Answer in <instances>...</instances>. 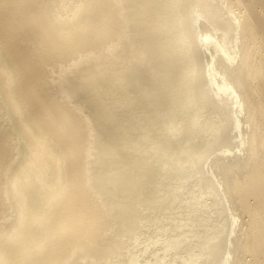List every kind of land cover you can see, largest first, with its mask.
Returning <instances> with one entry per match:
<instances>
[{
    "label": "bare ground",
    "instance_id": "6f19581e",
    "mask_svg": "<svg viewBox=\"0 0 264 264\" xmlns=\"http://www.w3.org/2000/svg\"><path fill=\"white\" fill-rule=\"evenodd\" d=\"M0 264H264V0H0Z\"/></svg>",
    "mask_w": 264,
    "mask_h": 264
}]
</instances>
